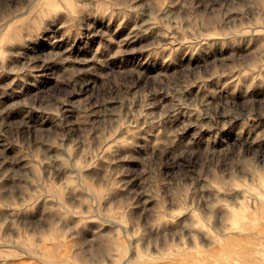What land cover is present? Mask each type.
Segmentation results:
<instances>
[{"label":"rangeland","instance_id":"obj_1","mask_svg":"<svg viewBox=\"0 0 264 264\" xmlns=\"http://www.w3.org/2000/svg\"><path fill=\"white\" fill-rule=\"evenodd\" d=\"M197 4V11H202L204 4L200 0ZM180 8L175 0L155 5L153 0H135L130 8H112L107 0H0V175L7 173L0 182L4 190L0 200L19 203L14 190L30 182L16 174L27 173L44 185L41 195L47 192L63 200L69 213H75L70 220L83 216L75 231L49 226L37 235L25 217H34L44 200L27 211L17 212L11 206L0 210V218L9 220L0 232V240L7 241L0 243V264H84L85 260L88 264H264V73L260 78L233 73L183 93L197 104L235 112V118L217 114L219 124L212 121L211 129L201 126L211 117H201L197 123L189 109L170 110L175 108L172 97L161 89L148 99L154 106L145 109L160 116L159 122L146 123L141 115L137 119L141 130L128 137L131 144L115 145L102 158L93 145V156H78L75 169L68 166L71 161L55 159L64 154L54 146L60 142L56 138L68 136L50 110L53 96L61 90L71 92L61 111L72 114V126L80 128V112L90 109V126L105 107L114 111L122 107L118 100L97 104L106 79L133 73L121 89L130 100L146 84L148 88L157 80L166 84L177 73L207 62L199 54L187 55L184 47L159 56L152 51V45L166 42L160 36L165 29L153 21ZM230 40L236 43L230 46ZM261 40L260 35L225 38L212 59L246 56ZM66 78L72 83H64ZM136 110L125 101L121 115L131 121ZM158 140L163 141L159 148ZM63 143L68 146L69 140ZM240 149L241 161L226 173L222 154L232 156ZM188 154H194V162H214L219 175L198 178ZM116 171L125 174L115 189L120 203L112 208V221L89 219L93 211L89 202L73 208L69 194L83 186L80 181L100 197L104 177ZM185 175L195 180L194 190L185 202L173 204L167 183L161 182L175 183V177ZM35 188L31 183L29 191ZM77 195L86 200L87 193ZM161 201L165 217L174 222L166 219L159 228L148 227L149 217L159 218ZM103 204L109 206L107 201ZM21 237L27 249L14 243ZM25 251L29 254L22 255Z\"/></svg>","mask_w":264,"mask_h":264},{"label":"clouds","instance_id":"obj_2","mask_svg":"<svg viewBox=\"0 0 264 264\" xmlns=\"http://www.w3.org/2000/svg\"><path fill=\"white\" fill-rule=\"evenodd\" d=\"M134 2L135 0H107V3L112 8H130L131 3ZM158 2L159 0H153V5ZM175 2L181 4L179 12L153 21L154 26L159 25L165 29V31L160 33V36L166 38V42L152 45L153 53L159 56L160 53H166L170 49L177 51L179 48L184 47L187 55L195 56L199 54L206 58L207 62L199 68H189L177 73L175 78L169 80L166 84L159 80H157L153 88H148L146 84L145 89L134 93L130 100L121 89L122 87H126L125 81L128 76L134 75L133 73L117 74L110 79H106L103 88L98 90L97 104L106 105L111 100H118L122 107L115 111L105 107L96 113L100 119L93 121L90 126L87 125L88 115L91 114L90 109L87 112L82 111L79 113L80 128L72 126V114L65 116L61 111L64 105L69 102L68 96L71 95V92L61 90L59 95L53 96L55 103L52 104L50 110L59 118L62 127L68 130V136L61 135L56 138L60 142L54 146L63 149L64 154L55 157V159L71 161V164L68 166L75 169V162L78 156L83 155L86 158L93 156V145H95V152L98 154V157L102 158L105 152L111 153L115 145L131 144L128 137L132 136L134 138L135 134L141 130L137 127V119L141 115L145 116L146 123L155 124L159 122L160 116L146 113L145 109L154 106L153 104H149L148 99L154 91L161 89L172 97L175 108L170 110L174 111L176 108L189 109L191 114L196 116L197 123H199L201 117H211L207 124L201 125L202 127L211 129L213 126L212 121H216L219 124L217 114L235 118L236 114L233 111L225 110L221 112L218 107L213 108L202 102L197 104L185 99L183 93L195 84H200L203 87L210 80L231 76L233 73H239L240 76L256 74V77L260 78L259 74L264 73V40L258 43L254 51L249 52L243 57L233 55L224 60H213L212 57L216 54V50L221 47L219 42L225 38L244 35H260L264 37V0H200V3L204 4V9L199 12L197 9L200 5L197 4V0H175ZM213 5H216V7H213ZM171 6L169 4V7ZM233 13L237 15L233 17ZM235 43V40H230V46ZM174 45L175 48L173 47ZM168 59H171V55L168 56ZM63 82L72 83L67 78ZM125 101H128L129 109L133 105L137 106L136 112L132 113L134 118L131 121H128L126 116L121 115ZM72 107L79 109L80 105L73 104ZM261 114L264 115V109H261ZM224 126H227V122H225ZM93 133H95V136ZM118 134L120 136L119 139L116 138ZM66 139L69 140L68 146H65L63 143ZM46 142L53 143L51 140ZM162 143V140H158L156 147L159 148ZM193 155L188 154L186 159L189 165L198 170V178H203L206 175H219L216 172V164L214 162H194L192 160ZM222 156L225 163V172L234 171V164L241 161L243 157V149L237 150L232 156H229L228 152L223 153ZM121 158L128 159L129 157L122 156ZM251 158L255 159V156ZM205 167H207V172L205 171ZM147 170L151 171L150 169ZM124 174L122 171L108 173L102 181L103 194L100 197H97L95 191H88V185L85 181H80L83 186L76 188L69 194L73 208L81 207L84 202H89L93 208V211L89 213V219L96 218L104 223L112 221V208L118 206L120 203V197L115 193V189L121 187L122 182L119 180V177ZM5 175L7 173L0 175V182L3 181ZM16 177L28 180L30 183L27 186L18 187L14 190L18 193L16 198L19 200V203L10 202L9 204H5L0 200V210L11 206L17 212L21 210L27 211L29 206H34L40 200H44L45 204L41 206L40 211L34 217H25V220L29 221L35 234L38 235L41 231H47L49 226H55L68 231H75L79 228L83 220L82 214L80 220H70V216L75 215V213H69L68 207L63 200H58L47 192L41 195L44 185L39 180L33 181L27 173H24L22 176L17 173ZM174 179L175 183L164 181L161 183H167L169 189L168 195L172 197L171 203H183L194 190L195 180L190 175H185L182 178L175 177ZM151 180L152 177L149 178V181H145V184L150 183ZM185 180L190 181V183L185 184ZM31 183L36 184L35 191H29ZM3 191V189H0V197L3 196ZM77 192L81 194L87 193L86 200H82L81 196L77 195ZM148 194L151 195L152 193ZM136 195H139V193H136ZM103 201H107L110 207L104 206ZM161 205L162 207L158 212L159 218L154 219L149 217L147 221L148 227L159 228L166 219L174 222L171 216L165 217L163 201H161ZM114 222L116 224L125 223L123 220H115ZM12 223L14 224V221ZM8 224L9 220L0 218V232ZM69 224L72 225L71 228H69ZM0 243H7V241L0 240ZM14 243H20L22 248L27 249V242L24 237H21L19 241H14ZM21 254L26 255L29 253L25 251ZM84 264H88V261L85 260Z\"/></svg>","mask_w":264,"mask_h":264}]
</instances>
